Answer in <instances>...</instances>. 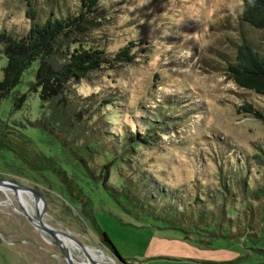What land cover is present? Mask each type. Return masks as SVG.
Masks as SVG:
<instances>
[{"label":"rangeland","instance_id":"374dc122","mask_svg":"<svg viewBox=\"0 0 264 264\" xmlns=\"http://www.w3.org/2000/svg\"><path fill=\"white\" fill-rule=\"evenodd\" d=\"M37 1L39 14H45L47 7L62 13L79 6V0H55L49 6L46 0ZM26 8L24 0H0V30L18 32ZM240 10L241 0H99L92 12L97 23L85 35L83 45L93 44L111 54L132 40L135 54L128 63L100 66L75 85L82 94L113 91V103L105 105V113L115 133L147 130L153 126L147 121L156 107V116L169 114L171 119L159 124L165 128L150 138L151 147L140 148L139 154L156 156L151 170L158 171V179L172 187L176 196L182 192L184 198L194 197L197 191L207 203L214 194L206 180L213 183L217 169L216 175H222L235 190L233 205L225 201L226 215L233 217L232 227L224 220L221 232L225 235H205L189 226L173 229L159 220L136 218L99 183L82 178L78 182L90 197L95 220L128 262L123 263L99 244L96 231L76 217L73 206L66 208L65 196L51 177L0 157V178L37 189L45 204L42 216L49 224L61 229L65 238L69 232L87 247L100 249L114 264H264V199L260 204V200L243 196L241 185L236 184L248 167L243 152L252 153L255 144L264 142V120L237 112L236 106L247 98L263 108L264 95L238 87L223 71L241 37L264 55L263 29L241 20ZM34 62L24 69L16 86L18 104L15 107L9 97L2 98L0 115L26 124L42 112L38 86L28 81L33 80ZM4 64L5 56L0 53V78ZM25 127L36 145L50 153L45 135ZM249 163V177L256 180L262 168L252 159ZM196 174L207 178L201 182ZM109 180L120 182L113 168ZM21 211L13 192L0 190V264H65L57 246L47 242ZM248 230L254 235H246ZM45 237L53 241L50 235ZM90 264L95 263L90 259Z\"/></svg>","mask_w":264,"mask_h":264},{"label":"trees","instance_id":"16d2710c","mask_svg":"<svg viewBox=\"0 0 264 264\" xmlns=\"http://www.w3.org/2000/svg\"><path fill=\"white\" fill-rule=\"evenodd\" d=\"M52 1L55 2L46 0L44 4L49 6ZM98 1L79 0L78 9L72 12L60 13L57 8L47 7L45 14H39L37 0H24L27 8L23 27L18 32L0 30V53L5 56L0 100L9 97L10 103L16 107L20 99L16 86L24 69L35 61L33 80L28 81L38 86L42 107L40 115L26 124L21 120H10L8 114L0 115V157L14 160L47 179L51 177L65 196L66 208L73 206L76 217L96 231L99 244L123 263L128 262L118 254L95 220L90 197L78 182L82 178L87 183H99L125 212L136 218L159 220L164 227L173 229L189 226L205 235H225L221 232L225 227L224 220L228 227H232L233 219L226 215L225 201L228 199L233 205L235 190L227 185L222 175H216L217 169L215 181L206 180L214 194L207 203L197 191H194V197L184 198L182 192L176 196L170 191L172 187L165 186L160 181L162 179H158V171L151 170L150 165L156 156L139 154L140 148L151 147L150 138L153 140L157 129L165 128L159 124L167 123L171 119L169 114L156 116V107L153 118L147 121L153 126L147 130L115 133L110 130L105 113V105L113 103V91L85 94L76 91L75 85L90 72L102 65L114 67L128 63L135 54L131 52V46L135 44L132 40L111 54L93 44L83 45L85 35L97 23L92 12ZM240 18L264 31V0H241ZM223 71L238 87L264 95V55L248 38L241 37L234 46L233 59L225 63ZM236 111L264 120V107L256 106L247 98L241 100ZM26 125L45 135L50 153H44L36 145ZM254 147L252 153L243 152L248 167L240 179L236 178V184L241 185L243 196L260 200L261 204L264 199V142ZM236 159L239 161L238 157ZM251 159L262 168V174L256 180L249 177ZM111 168L117 173L119 184L109 180ZM196 176L201 182L207 178ZM248 182H252L251 186ZM252 222L260 227L258 220ZM262 224L264 226V222ZM238 226L235 230L241 235ZM246 235L252 236L254 232L250 234L248 230Z\"/></svg>","mask_w":264,"mask_h":264},{"label":"bare ground","instance_id":"6f19581e","mask_svg":"<svg viewBox=\"0 0 264 264\" xmlns=\"http://www.w3.org/2000/svg\"><path fill=\"white\" fill-rule=\"evenodd\" d=\"M6 189L13 192V194L15 195V197L17 198L20 204V207L25 209L31 218H34L35 205L33 204V199L30 196V194L26 190H20V189L12 190L11 188H7L6 186L0 185V190H6ZM42 221L43 223L47 224L55 231V236L57 237L59 243L67 250L69 258L71 259V261H73L74 264H84L82 261H86V264H90V259L94 261L95 264H110V261L105 259L106 257L100 249L96 247H87L86 245L85 248H82L70 237L71 233L68 232L66 236V238L68 239L67 240L64 236L65 233L61 229L55 227L54 225L49 224L43 216H42ZM33 226L43 235L49 236V234H47L40 227H37L35 225ZM45 236L43 237L47 242H52L50 239H48ZM96 256H100V259H98Z\"/></svg>","mask_w":264,"mask_h":264},{"label":"water","instance_id":"95a60500","mask_svg":"<svg viewBox=\"0 0 264 264\" xmlns=\"http://www.w3.org/2000/svg\"><path fill=\"white\" fill-rule=\"evenodd\" d=\"M0 185L6 186L7 188H11L12 190H17V189L26 190L30 194V196L33 199V204L35 205L34 218H31L28 215L27 211L23 208H21V210H22L21 214H23V216L26 219L30 220L33 225L40 227L42 230H44L47 234H49L53 238L52 242L59 249V251H60V253H61V255L65 261V264H74L73 261H71V259L69 258L67 250L59 243L57 237L55 236V231L50 226L43 223V221H42V215L44 213L45 204H44L42 196L40 195L38 190L35 189L34 187L30 186V185L23 184L21 182H18L17 180L10 179V178H0ZM70 237L79 246H81L82 248H85V245L82 244L81 241L78 238H76L74 235H70ZM112 256H113V254H112ZM110 264H114V263L110 262Z\"/></svg>","mask_w":264,"mask_h":264}]
</instances>
